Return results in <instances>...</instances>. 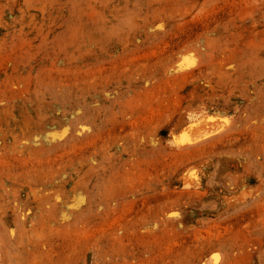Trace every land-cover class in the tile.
Listing matches in <instances>:
<instances>
[{
  "label": "rangeland",
  "instance_id": "374dc122",
  "mask_svg": "<svg viewBox=\"0 0 264 264\" xmlns=\"http://www.w3.org/2000/svg\"><path fill=\"white\" fill-rule=\"evenodd\" d=\"M0 264H264V0H0Z\"/></svg>",
  "mask_w": 264,
  "mask_h": 264
},
{
  "label": "bare ground",
  "instance_id": "6f19581e",
  "mask_svg": "<svg viewBox=\"0 0 264 264\" xmlns=\"http://www.w3.org/2000/svg\"><path fill=\"white\" fill-rule=\"evenodd\" d=\"M225 126L223 120L220 121L219 119L211 117L206 110H200L199 112L189 114L187 118L183 116L179 118L174 132H178L179 130L181 132L172 137V142L176 147L201 145L218 137L223 132ZM192 171L190 168L181 173V184L183 188L191 189L197 187L199 184V180H197L199 176L197 177V174L195 175ZM239 195L235 199L233 197H226V208L233 207L237 203L242 202L245 197L243 194Z\"/></svg>",
  "mask_w": 264,
  "mask_h": 264
}]
</instances>
